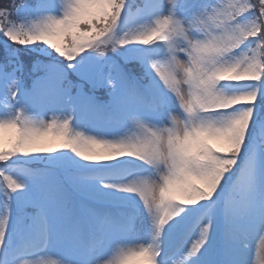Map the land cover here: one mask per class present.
Wrapping results in <instances>:
<instances>
[{
  "label": "snow or ice",
  "instance_id": "1",
  "mask_svg": "<svg viewBox=\"0 0 264 264\" xmlns=\"http://www.w3.org/2000/svg\"><path fill=\"white\" fill-rule=\"evenodd\" d=\"M0 264H264V0H0Z\"/></svg>",
  "mask_w": 264,
  "mask_h": 264
}]
</instances>
